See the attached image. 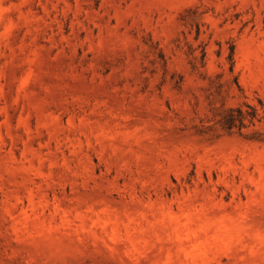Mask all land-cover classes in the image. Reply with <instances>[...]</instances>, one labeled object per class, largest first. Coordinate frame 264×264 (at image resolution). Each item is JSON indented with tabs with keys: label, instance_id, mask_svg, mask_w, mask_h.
Returning a JSON list of instances; mask_svg holds the SVG:
<instances>
[{
	"label": "rangeland",
	"instance_id": "374dc122",
	"mask_svg": "<svg viewBox=\"0 0 264 264\" xmlns=\"http://www.w3.org/2000/svg\"><path fill=\"white\" fill-rule=\"evenodd\" d=\"M0 264H264V0H0Z\"/></svg>",
	"mask_w": 264,
	"mask_h": 264
}]
</instances>
